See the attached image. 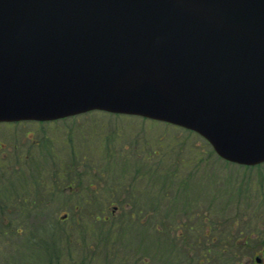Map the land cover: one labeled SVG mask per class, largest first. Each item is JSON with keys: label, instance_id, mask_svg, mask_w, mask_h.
<instances>
[{"label": "water", "instance_id": "1", "mask_svg": "<svg viewBox=\"0 0 264 264\" xmlns=\"http://www.w3.org/2000/svg\"><path fill=\"white\" fill-rule=\"evenodd\" d=\"M171 122L264 161V0H0V121Z\"/></svg>", "mask_w": 264, "mask_h": 264}, {"label": "rangeland", "instance_id": "2", "mask_svg": "<svg viewBox=\"0 0 264 264\" xmlns=\"http://www.w3.org/2000/svg\"><path fill=\"white\" fill-rule=\"evenodd\" d=\"M17 156L27 159L18 163ZM11 162L30 170L25 177L43 179L41 195H34L42 202L14 224L27 233L8 232L0 221V264H185L198 256L196 248L222 245L202 236L206 224L218 233V222L233 236L252 231L250 247L264 238V164L225 162L205 138L187 129L102 112L49 123H2L0 172H15ZM15 175L19 189L22 176ZM126 176L132 187L112 186L125 184ZM79 181L85 188L102 185L104 193L90 188L84 204L71 195V182ZM112 191L124 194L129 205L106 222L115 207L102 210L103 203ZM15 200H0L1 207ZM120 214L126 215L122 222ZM250 253L243 262L254 264Z\"/></svg>", "mask_w": 264, "mask_h": 264}, {"label": "trees", "instance_id": "3", "mask_svg": "<svg viewBox=\"0 0 264 264\" xmlns=\"http://www.w3.org/2000/svg\"><path fill=\"white\" fill-rule=\"evenodd\" d=\"M156 152H155V154L157 155ZM49 153L51 155H54L55 157L58 156L57 153H55V154H53L52 152H49ZM149 156L151 158V155H149ZM25 159H27L26 156H23V158H21L20 156H17V160L19 161L18 163H21V161L25 160ZM9 160H10V158H9ZM11 164H12L11 165V169L12 168L15 169L16 170L15 172L13 170H8V169H7V172H5V171L4 172H0V200H2V202H3V199H5V200L6 199H10V198L12 199L14 196H15L16 200H15L14 205L6 204L7 206L4 205L3 207H1L2 203L0 204V221H3L8 226V228H9L8 232L15 230L16 232H25V233H27V231H25L26 228L24 229V228H21V227H18V226L14 227V224L16 223V221H20L21 219H24L26 217V213H28V215H30L32 209L33 208L35 209L42 202V201L39 202V200H36L34 195L37 194V196H38V192L39 191H40L39 192V196L41 195V193H42L41 189L43 188V185H42L43 184V179L42 178H36V177H34V179H33L31 177L28 178V176L25 177L26 175L31 174L29 169H24V168H22V166H15L13 162H11ZM140 164L142 165L143 163L140 162V161L136 162V165H140ZM179 165H180V163H178V165H176V167H180ZM92 170H93V168H90L89 173ZM135 172L137 173V176H141L142 173H144V172H141V171H135ZM15 173L17 175L20 174L22 176L21 177V182L19 183V184H21L19 186V189H17V187H16V185L18 186V183H17V180L15 179L16 178ZM90 177H93L94 180L97 179V177L93 176V175H91ZM102 179L103 178H101V180ZM72 183L73 182H71V184ZM118 185L121 188H125V189L127 187H132V184L129 183V180H128L127 176H126V183L125 184L121 182L119 184H113L112 186L114 188H116ZM88 187L96 188L92 184H90ZM33 189H36V191L34 192L32 197H30L29 194L33 193ZM95 190H97V191H99L101 193H104V187L102 185H101V188L99 186ZM112 192H115V191H112ZM113 198H110V199H113ZM126 206L127 205L123 206V208L125 209ZM98 208H100L99 211H101V207H98ZM108 208H109L108 206H103L102 210H107ZM92 209L94 211L93 213H96L98 211L97 207H94ZM19 214L22 216L20 219H18L19 218ZM129 215H130L131 219L135 218L136 211H134V209L130 210L129 211ZM98 217L99 216H96V219ZM223 224H224V222H221V223L218 222V227H219L218 233H214L213 232L214 230H213L212 224H206L205 228L202 229V236L204 238L208 237V239H211L212 240V242H211L212 244H214L215 240H218V242L220 244L222 243V245H220L218 247H235V246L236 247H238V246L239 247H245V246L249 245V240H250L249 233L248 234H243L241 237L233 236L230 233L223 232V230H224V229H222L223 228ZM187 228H190V230L195 229L194 226H190L189 227V225L187 226ZM175 233H176L177 236L179 235V233L177 231H175ZM29 241H31V238H29ZM32 241H33V239H32ZM35 244L36 243H32V245H35ZM209 244H208V246H204L205 247V248H203L204 251H202L200 256L198 255L199 258H196V261H198L201 264L202 263H208V260H209L208 258L211 259L214 256H219V257L224 256L223 252H215L214 253V249H213L212 245L211 244L209 245ZM216 253L221 254V256L220 255H216ZM142 259H143V257H142Z\"/></svg>", "mask_w": 264, "mask_h": 264}, {"label": "flooded vegetation", "instance_id": "4", "mask_svg": "<svg viewBox=\"0 0 264 264\" xmlns=\"http://www.w3.org/2000/svg\"><path fill=\"white\" fill-rule=\"evenodd\" d=\"M75 178H77L81 181V177L78 174H75ZM80 181L77 183L73 182L71 184V195L72 196L75 195L77 197V199H79V197H81L80 200L82 201V203L84 201H87V202H84V204H85V203H88L90 201L87 196H89L91 194V190H90V188H85V186L83 184H81ZM89 185L90 184L87 183L86 186H89ZM112 198L113 199H110L107 197V199H106L107 201L103 203L104 206H108L109 208L113 205L115 207L114 210H111L110 216L104 218V220H106V222L109 221L113 216L114 217L117 216L119 211L123 208V206H125L129 203V199L127 200V198H125L124 194L121 195L120 192H114L112 195ZM76 207H78V204H76L74 206V208H76ZM109 208L107 210H109ZM153 213L154 212L152 211L151 215ZM119 217H121V222H122V218L123 217L126 218V215L120 214ZM139 219H140V217H139ZM253 236H254L253 232L250 231L249 232V238L251 239ZM250 243H251V241H249V244ZM188 249L193 250L195 248H188ZM213 249H214V253L215 252H223L224 256H222V257L214 256L211 259L208 258L209 259L208 263H202V264H251L250 262L249 263L243 262L244 257L247 255L246 254L247 250L251 251V253L249 255V256H251V258H253L255 256L253 259L254 264H264V238L261 239V245L258 247H250L249 245H247L245 247H236L235 246V247H219V248H213ZM195 250H196V252H198L197 254L199 256L202 253V251H204L203 248H196ZM216 255L221 256V254H219V253H216ZM199 256L192 257V258L188 257L187 263H185V264H201L198 261L191 262V259L199 258ZM145 263H146V260L144 261V264Z\"/></svg>", "mask_w": 264, "mask_h": 264}]
</instances>
